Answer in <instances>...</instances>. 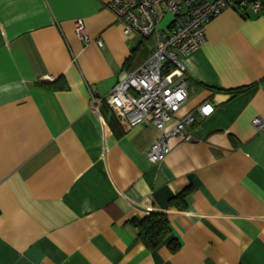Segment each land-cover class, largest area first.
Instances as JSON below:
<instances>
[{
  "label": "crops",
  "instance_id": "crops-1",
  "mask_svg": "<svg viewBox=\"0 0 264 264\" xmlns=\"http://www.w3.org/2000/svg\"><path fill=\"white\" fill-rule=\"evenodd\" d=\"M109 2L0 0V264H264V129L252 123L264 118V5L225 8L180 55L179 115L214 111L153 164L156 126L127 129L106 101L92 105L152 51ZM186 189L183 207L170 203ZM153 212L171 235L149 250L132 220Z\"/></svg>",
  "mask_w": 264,
  "mask_h": 264
},
{
  "label": "built area",
  "instance_id": "built-area-1",
  "mask_svg": "<svg viewBox=\"0 0 264 264\" xmlns=\"http://www.w3.org/2000/svg\"><path fill=\"white\" fill-rule=\"evenodd\" d=\"M263 5V0H110L108 8L124 34L137 36L152 51L139 67L125 72L105 97L91 93L92 105L106 101L127 129L137 124L156 126L160 136L145 154L151 163L159 164L170 153L172 138L191 141L197 118L214 111L211 103L204 102L179 115L189 96L180 55H189L206 42L208 23L225 8L245 6L257 11ZM75 32L83 41L90 40L83 19L75 21ZM97 44L103 46V41L97 39ZM172 69L180 75L176 81L170 78ZM252 123L258 131L264 129V118L255 117Z\"/></svg>",
  "mask_w": 264,
  "mask_h": 264
},
{
  "label": "trees",
  "instance_id": "trees-1",
  "mask_svg": "<svg viewBox=\"0 0 264 264\" xmlns=\"http://www.w3.org/2000/svg\"><path fill=\"white\" fill-rule=\"evenodd\" d=\"M41 85L48 89L57 88L55 82H42ZM189 189L178 193L173 199L171 204H179L184 202ZM132 223L138 230V237L149 250H154L164 243V241L171 235V229L168 217L165 213H150L141 219H133ZM171 250L175 251L180 247L176 239L169 242Z\"/></svg>",
  "mask_w": 264,
  "mask_h": 264
},
{
  "label": "rangeland",
  "instance_id": "rangeland-1",
  "mask_svg": "<svg viewBox=\"0 0 264 264\" xmlns=\"http://www.w3.org/2000/svg\"><path fill=\"white\" fill-rule=\"evenodd\" d=\"M170 19V16H167V18L165 19V23Z\"/></svg>",
  "mask_w": 264,
  "mask_h": 264
},
{
  "label": "snow or ice",
  "instance_id": "snow-or-ice-1",
  "mask_svg": "<svg viewBox=\"0 0 264 264\" xmlns=\"http://www.w3.org/2000/svg\"><path fill=\"white\" fill-rule=\"evenodd\" d=\"M205 111H210V109H205Z\"/></svg>",
  "mask_w": 264,
  "mask_h": 264
}]
</instances>
